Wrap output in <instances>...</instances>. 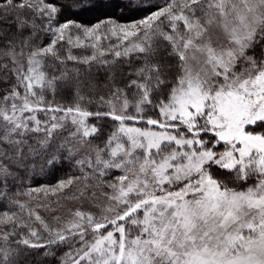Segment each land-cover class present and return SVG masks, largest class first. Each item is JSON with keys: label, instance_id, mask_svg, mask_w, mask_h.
<instances>
[{"label": "snow or ice", "instance_id": "obj_1", "mask_svg": "<svg viewBox=\"0 0 264 264\" xmlns=\"http://www.w3.org/2000/svg\"><path fill=\"white\" fill-rule=\"evenodd\" d=\"M110 2L0 0V264H264V0Z\"/></svg>", "mask_w": 264, "mask_h": 264}, {"label": "trees", "instance_id": "obj_2", "mask_svg": "<svg viewBox=\"0 0 264 264\" xmlns=\"http://www.w3.org/2000/svg\"><path fill=\"white\" fill-rule=\"evenodd\" d=\"M158 3H162V0H111L107 6H102L87 13L66 10L60 20L64 22L66 19H71L85 26H92L107 19L115 20L117 23H130L156 10L152 5ZM74 51L77 54H86L84 50L81 52Z\"/></svg>", "mask_w": 264, "mask_h": 264}, {"label": "rangeland", "instance_id": "obj_3", "mask_svg": "<svg viewBox=\"0 0 264 264\" xmlns=\"http://www.w3.org/2000/svg\"><path fill=\"white\" fill-rule=\"evenodd\" d=\"M131 23V22H130ZM77 52H81L82 50H76Z\"/></svg>", "mask_w": 264, "mask_h": 264}]
</instances>
